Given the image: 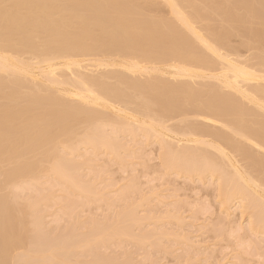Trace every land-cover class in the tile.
<instances>
[{"label": "rangeland", "instance_id": "374dc122", "mask_svg": "<svg viewBox=\"0 0 264 264\" xmlns=\"http://www.w3.org/2000/svg\"><path fill=\"white\" fill-rule=\"evenodd\" d=\"M85 1L47 0V6L50 7L49 11L51 10V13L48 12L50 15L46 13L49 15V17L51 16V19H49L47 16L45 17V20L47 18L49 19V22L47 21L48 23L46 27L47 32L41 29V27L37 24L38 22L29 26L25 24L11 26L8 23L5 25L2 19H0V38L4 42L9 43H19L24 39H28L35 47L37 46V48L45 41H49L56 37L61 38L64 36H79L81 37L82 41L85 42V45H89L90 47L94 46V44L101 46V44L105 42H110L111 39L113 42L111 41L110 44L114 45V40L116 42V40L122 41L124 39L121 44H124V41L125 44H131V42L136 41L138 42V45L141 43V46L146 50L138 45H135L136 42L134 45L132 43V45L138 46V48L140 47L141 51L147 53V51L151 50L153 44L152 42H149L150 40L148 41V39L145 38L146 34L144 30L147 28L146 32H148V30H152V33L155 32L153 29L154 26L152 29L148 28V26L150 27L148 22H150V24L153 23V25L156 24V26L159 25L161 27H158V31H160L159 33L157 31V33H154L155 35L152 34V36L147 37L150 38L157 36L158 40H156L157 38L155 39L157 42L162 38L161 43L162 45L164 44V47L161 45L163 47L162 48L159 47V44L158 46L155 44L154 46H156L157 50H162L167 48L165 46L170 45V43L166 45L169 41L166 39V36H163V38L162 35L165 34L167 26H172L169 24V20L173 21V25H176L178 18L176 19L175 16L176 20L174 21L172 19L174 17H171V15L173 14L174 16V13L173 11H169L168 6L170 5L166 4L169 3L167 0H134L135 2L132 3L134 4V7L131 8L132 5L130 4V6L128 5L127 8H130L131 10H126V12L128 10L130 11H128L129 14L127 15H130V17L133 19L132 21L130 20L131 22L129 25H131L134 20L137 22V19L141 20L142 23L140 22L139 25L134 24L130 27H128L129 25L125 27L123 24L124 28H127V30L129 29V33L125 32L124 35L123 32V35L119 34V36L117 35V32L120 33L123 28L121 31L116 32L118 28L112 24V22L114 23V21L117 19L114 17L120 13V11L118 13V11L115 10V6H113L115 4V0L107 1L108 4L105 3V0ZM87 1H89V3ZM118 1L116 0L117 3ZM121 1L118 4L116 3L119 7L124 5L123 7L125 8V5L130 3L128 0V3L125 2L126 4L122 1L124 4L122 3L121 6ZM164 1H166V3ZM184 1L185 0L182 2L184 3ZM186 1L187 2L185 3L188 5L179 3V6L180 4L181 7L188 6V8H185L188 11L183 10L184 8L180 9L185 13L188 12V14L189 12L192 14L193 9V12L196 11V14L192 15H196L198 19H195L194 23H200V26L198 23L195 24L197 27L199 26L200 29L201 27H206L209 29V32L211 31L212 33V31H214L216 34L218 33V35L220 31H222L221 33H224V36L226 35L224 37L223 34H221L218 36V38L220 41L221 38L222 41L226 40L223 42L224 45L221 44L223 45V48L225 46L226 48H224V50L221 49V51L223 50L224 54L226 53L225 51H229L232 54L229 55L227 53V55L230 56L229 59L231 58L233 61L236 60L239 62V64L242 63L244 65L257 66V69L255 68L256 70L261 69V72L258 71V73L260 75L264 74V61H262L261 58V50L264 49V0ZM6 2L11 5L14 4V0H6ZM91 2L92 5H90ZM38 3L40 2L38 1ZM44 4L45 8H47L46 3ZM89 5L91 8L94 7L95 10H97L96 16L98 18L94 16L96 17L97 21H94L93 23L91 22V25L85 22H80L79 24V21H81L80 19L83 18L85 14H87L85 11L87 12L88 9H90ZM117 5L116 7H118ZM67 6L68 8L69 6H72V9L75 7V12L73 10L72 12H74L76 15H72V18L75 19L74 17L77 16L76 20H72L71 22L67 18L65 20L69 22H63V20H59L60 17H64V15H61L62 13L70 10H67ZM123 7L122 9H124ZM190 8L193 9L191 10ZM8 11L13 10L12 8H9L7 12ZM122 11V14L125 13V10L123 12ZM0 12L4 13L6 11L0 9ZM92 12L90 14H92ZM170 12H172V14ZM198 13L202 15H199L202 17V22H199L200 17L198 16ZM65 14L69 16V12ZM117 21L116 23L119 25L123 20L120 21L117 19ZM125 21L127 22V20ZM145 21L148 24H145ZM164 22L168 25H164ZM122 23L120 24L121 26ZM180 25L181 24L179 23V26ZM165 26L166 29H164ZM174 27L175 26H172L171 28L174 29ZM162 28L164 30L161 31ZM206 28L204 29L206 30ZM140 29H144V32H141ZM181 29L184 30V28L180 27L178 31ZM165 39L167 42L163 41ZM156 48L154 47V50H156ZM198 48L200 47L198 46ZM150 52L153 51L151 50ZM23 57L25 59L29 58L28 55H24ZM210 59L211 61H215V59ZM88 70L90 71L92 69L89 68ZM214 72V74L218 73V71L216 72L215 70ZM0 73L1 76L5 74V72L4 74L3 72ZM95 73H90L89 75H94ZM97 74L98 73L95 75L97 76ZM5 76L6 74L3 77ZM19 76L22 78V80L24 79L21 75ZM5 78L2 79L4 84L7 82V78L10 79L9 72ZM17 80L19 79L17 78ZM22 80L21 82H23ZM109 81L111 84L113 80H106L107 83ZM36 82L38 84L42 82L40 86L36 84L38 89L42 88V91L46 87L49 88V91L45 90L47 91L46 95L48 94V96H50L52 94L51 97H53L54 95L52 91H54V93L57 92V95L54 96L55 99L63 98L59 97L63 96L64 94L60 95L57 89L49 87L48 85L45 87L46 83L44 85L42 80H38ZM211 82L212 81H210L209 84H212L211 86H213V83L215 82ZM27 83L28 82H26V84H20L19 82L18 84L25 88L24 85H28ZM18 84L12 86L13 88L9 87V84L8 88L0 87V124L4 126L7 131L20 133L21 131H25V134L28 132L29 134L25 135L23 133V136L20 138V140H22L20 145L23 144V146H26L27 148L29 145H24V143L27 142V140H24V138L28 139L29 136V139H31V136H34L32 133L36 131V126L38 122L40 123V121H42V118L43 120H50V124L47 123L48 127L47 124L45 127V123L43 124L41 122L44 125V129L47 128L44 131L49 134L42 133L41 137L42 141H46L48 139L51 140L52 138L53 141L51 142V145L50 142L47 144V142L50 140H48L46 143L43 142V144H45L41 145L43 148L42 151H40L41 148L40 150L38 149L40 147L39 144L42 143H39L36 147L38 141H35L36 143H33H35L34 145L38 150H32L34 148L31 146L29 150H32L33 152H29L28 150L23 151L26 149L24 147L22 153H20L21 149H18L20 145L17 147L16 145H18V143L14 142V144L16 143L15 146L17 147H14V149L16 148L20 152H15L16 150L14 152L9 150V155L6 153L3 154V152L1 153L0 198H4L5 201H3L1 198L0 205L2 203V205L5 207L1 206L0 210L7 208L3 209L2 213H5L4 211L7 210L6 213H10L7 215L11 216L13 219L7 217L6 214L5 217L13 220L12 222H15L14 224H16L14 225L11 223L15 227L13 228L10 222H7L9 219L5 220L12 226V229L10 230H14V233H12V235L14 234L13 236L9 234L10 230L7 231V226H5V229L3 228L5 232H8L5 234L9 237L11 236V238H8L7 236L9 241L5 239L6 235L4 237V240L10 243H8V249L7 247H4L5 249L3 248L4 252L5 250H8L6 251L7 258L5 259L7 264H264V230L261 229L264 227L263 225H260L262 226L260 227L258 224L256 228V224L251 222L252 220L255 221L254 215L256 217L258 216L255 212H252L254 211L252 208L255 205L253 202H260V198L257 200L254 197L257 198L258 196L254 195L253 197L251 192H243V190L239 192L240 195H238L239 193H234V196L236 194V196L238 195L239 197H232V187L229 189L227 187L228 183H223V181L227 179L225 175L228 176L229 174H232V170L230 167L226 168L224 161H222L223 165L221 166H225L224 168L222 167L224 169V172H222L223 177H225L223 178V181L221 180V182L219 177L221 176L220 178L222 179V173L220 171L223 169L219 170L221 174L216 171H210L211 174H209V171L208 173L206 171L205 173L202 172V174L201 171L199 173L193 171L194 168L197 169L195 166L192 170L195 173H191L188 168L192 167L190 165L194 163L192 162L193 160L188 161V164L186 160L181 159V162L180 159H174L176 162H181L179 166H182L184 161L185 168L188 165L186 170H188V172L190 171L189 174L185 172L186 170H182V167V169L177 167L178 162L176 163L177 165L175 164V166H172V163H174L172 159L170 163L172 165H167L170 159L169 157L167 160L168 162L164 161L166 159L163 157H166L168 154V149L166 147L170 149V147L175 146L176 148L174 150H179V147L182 145L181 147L183 148L184 144L178 143L176 139H173L172 137H163L164 139H162V136L158 137L159 134L158 136L156 134V136L160 138V140H158L157 137L153 135V133H149L150 131L148 132L147 130V136H142L143 132L144 134L146 133L144 131L145 129H142V127L140 128L143 130V132L140 131V128L139 131L134 129L135 134L133 136L130 129L133 130L136 125H134L133 122H131L133 123L131 124L129 120L128 121L131 124L128 125L127 128L129 131L126 130L125 134H120L118 133L120 130L117 132L118 124L121 128L126 127L127 123H124L126 120L123 119L125 121L122 125V119L120 120L121 122H118L117 118H114V116L106 112L107 114H105V116H111L112 120L111 118H109V120L112 121V124L118 122L117 124H114L117 125L115 126L116 128L112 124V126L108 124L110 125L109 128L114 127L112 129L116 130V133L120 134L119 137H115V135L112 133L113 130L108 128L106 120H104L106 123L104 121H100L101 123L104 122L106 124L105 126H107L105 127L102 125V127H105L102 128L100 122H95L97 121L96 119L95 121L91 119L87 120L84 117L85 114L82 115L83 113H78L79 115H71V112V114L69 113L70 115H65L66 101L64 102V107H62L63 109L61 108L63 111H59L60 114L63 113V115H60L59 113L57 115L56 113V116L53 114V111H49L50 106L43 107L41 106V104H43L41 102H39V106L35 105L39 99L33 96L32 93L37 94L39 90L36 92V88L34 87L35 92H30L32 95H29L28 93V90L34 91L32 86L35 84L31 83L32 86H29L30 88L27 86L29 88L27 91H25L26 88L25 90H21L22 88L20 89V85ZM260 84L258 85L259 87L262 86H260ZM41 85H43L45 88H43ZM216 85L217 84L215 83V86ZM16 86L18 88H16ZM119 88H124L125 90H121L125 92L124 95L127 94V96L129 95L130 98H140V100H142L141 103L143 104V102H145L144 106H147L148 108L151 107V109L153 105V108H155L154 102L151 101L152 98L153 100L157 98V100L160 102H165L172 107H177V111L175 112L176 114H173L172 116L173 119L167 122V124L170 122L168 125L173 128H181L183 126V120H188L186 121L188 124L187 126H196V124L193 122L197 123L198 126H202L204 124L201 122L202 120H196V117H194V119L191 118L193 117L192 113L194 111H188V109L191 108L193 110L194 108H192L188 102L184 100L182 102L183 97H176L171 93H167V91H161V89L153 90L154 88H149V90L146 89L147 91L145 90V93H143L144 91L139 93L137 91L135 92L136 94L132 92L136 90L132 89L129 91L130 89H127L126 86H121ZM42 91L40 90L42 94L40 93L39 95L45 96V92L43 91V94ZM221 91L224 90L221 89ZM225 93H227V91ZM9 94H11V98H7ZM58 94L60 96L56 98ZM138 94L142 96H139ZM30 96V99L27 98ZM33 97L37 100H34ZM206 97L203 99H206ZM207 98V100H209V97ZM137 99L135 103L132 99V104H135L134 106L138 104ZM143 99L145 101H143ZM27 100H33V104H28L30 108L27 107ZM242 102L244 105H248V107L246 105L247 109H254L253 106H251V104L249 105V103L246 101ZM147 103H150V106H148ZM61 104H58L59 107H57L60 108ZM34 105L37 107L33 108L32 106ZM57 107L55 106L54 108ZM51 108L52 106L50 109ZM68 110L69 109H67V112H70ZM184 110H187V113L192 112L190 113L192 116L190 117L189 114L188 117L190 118H188L187 114H185L186 111ZM261 111H258L259 114L256 112L258 116L254 113L256 115H254V117L255 119L257 117L258 121H260L259 116H261V119L264 123V116L262 117L264 111ZM248 113V115H252L250 112ZM52 114L55 115L57 117L56 119L59 120H53L55 119V116ZM245 114L247 115V113ZM246 115L243 117V121L249 125L251 124V117L253 116L249 117L247 115V117ZM51 116L54 118L52 119ZM255 119L253 118V120ZM34 121L35 124L32 126V122ZM205 124L202 126V128L208 129L210 126L212 129L209 128L208 131L217 132L218 129H216V127ZM132 125L134 127H132ZM185 125L183 127H185ZM97 127L100 128L97 131L101 130L103 132L100 135L104 134L102 135L103 138L101 137L102 140L100 139L102 142L99 140L100 144L104 143V146L103 144L102 146L98 145V140L96 141L94 138H92L95 137V132L92 133L93 128L97 129ZM217 128H219L220 133L224 131L219 126H217ZM38 131L40 130L38 129ZM106 131H109V133ZM122 131L123 130H121V133ZM226 131L227 130H225L223 134L227 133L229 136L231 133ZM40 132L38 133L40 134ZM87 132H89L88 135L92 138L91 141L93 142L94 139L97 144H94L95 142L92 144L91 141V144L90 142L89 144L83 142L85 141L84 138ZM137 132H141L142 134L140 133V135ZM67 133L69 135H66ZM110 133L117 139V141L114 137L112 138ZM150 134L153 138L150 136ZM43 135H45L44 139ZM88 135L87 137L90 138ZM230 138H232L235 142H239V138L234 137L232 134L230 135ZM161 139L164 140V142L168 139L169 141L167 142L172 143L173 141V143L171 145H167V143H164ZM204 139H206V141H210V137H206ZM17 141H19V139ZM86 141L88 142L89 140ZM111 141L114 143V145H116H110L113 144ZM161 141L165 146H167H163L164 148L160 147ZM162 142L161 144H163ZM243 143L244 142L241 144L243 145ZM45 145L49 146L46 148ZM186 145L187 144H185V146ZM244 145L245 147L247 145L249 152V148L251 151L254 150V152H257L252 154L256 156L258 155L259 157H264L263 153L258 152L257 150L255 151V149L250 147L247 143H244ZM189 146L193 147L192 145ZM200 147L201 150L203 149L204 153L201 151L199 153L196 152L199 154V156L202 153V157H205V155L209 153L207 156L212 158L206 156L207 160H213L215 156L217 159V153H213V150L205 146ZM200 147L198 148L200 149ZM162 149H164V151L166 150V152H161ZM228 151L226 152L229 154ZM169 152L171 153V150H169ZM162 153L163 157L161 155ZM231 153L229 155L232 156ZM212 155H214V157ZM235 155L237 154L235 153ZM235 155L233 153V157ZM167 156L170 155L168 154ZM171 156L174 157L172 154ZM206 157L202 159H206ZM234 158L239 159L238 163L241 161L239 164H241L243 161V163L240 165L242 168L239 166L241 169H243V167L250 168V166H248L250 164L249 161H247V159L243 156H235ZM196 159L201 161V158ZM217 160L219 161V164H222V162L220 163L219 157ZM198 161L196 160L197 163ZM245 161L247 162L245 163ZM20 162L22 164H27L25 166L19 165L20 170L14 172V169ZM196 162L194 164H196ZM201 162L203 163L205 160ZM198 166L200 167V165ZM253 171L256 173L257 169L255 168ZM226 172L231 173L228 174ZM216 173L220 174V176H218ZM229 176L232 177V175ZM231 177L230 179L232 180L233 177ZM229 183L231 182L229 181ZM237 185V188H239V184ZM225 191H228L227 194H229V196L227 194L224 195ZM244 193L245 196L243 197ZM261 194L259 197L264 199L263 194ZM248 196L249 199H247ZM227 197L230 198L227 199L228 201H226ZM245 198L247 201H252L254 198V201H252L254 205L251 204V206L253 205L252 208L245 207L246 204H249L250 206L251 203V201L250 203H246ZM263 199H261L260 203L263 202ZM3 202L5 203L3 204ZM260 206L258 209L256 208V210L259 211ZM262 208L260 213L263 214L264 210L262 211ZM262 214H259V216L261 215L262 218L260 219L264 221ZM5 217H3V219ZM258 221L256 220V222ZM250 223L254 227H252ZM0 227H2V225H0ZM3 235L4 233L2 236L0 233L1 237H3ZM4 240H0V243ZM1 246H5V243L3 242ZM6 246H8L7 243ZM4 252L3 255L0 253V256L2 255L4 257ZM3 257L1 258L2 260Z\"/></svg>", "mask_w": 264, "mask_h": 264}, {"label": "bare ground", "instance_id": "6f19581e", "mask_svg": "<svg viewBox=\"0 0 264 264\" xmlns=\"http://www.w3.org/2000/svg\"><path fill=\"white\" fill-rule=\"evenodd\" d=\"M38 1L40 3H38ZM46 1L45 0H14L13 7H11L13 11H8V12L6 11L4 13L0 12V19H2V21L4 22L5 25H7V23H8L11 26H18L20 24H25V25L29 26V25H32L33 23L38 22L37 24L41 27V29L47 32L46 27H47V23L49 22V19H51L50 18L51 16L49 17L51 10L49 11L50 7L47 6L48 4ZM81 1H85V0H81ZM107 1H109V0H105V3L108 4ZM112 1H114V0H112ZM120 1L121 0H119L118 3ZM122 1L124 3L125 2L128 3V1L130 2L128 4L125 3L126 9L123 7L124 5L122 6V3H123ZM122 1H121L120 5L124 9H122V7H119L117 5L118 3L116 2V0H115V4L117 3L116 5L118 7H116L115 4L113 5V6H115V10H117L118 13L120 11L119 15L115 14L118 17L116 16L114 18L115 19L117 18L120 21L123 20L122 22H124V23L121 22L122 26L120 25L121 23L119 24L120 26L117 25V23H116L117 19L116 20L114 19L115 20L114 23H116V24H114L112 22V24L115 25L116 28H118V30L115 29L116 32L121 31L122 28L124 29V30L122 29V31L120 33L117 32L118 36H119V34L123 35V32H124V35H125V32H128L129 29L127 30V28H124L123 24L126 27L129 25V23L133 19L130 17V15H127L130 12L129 10H131L130 8H127V6L128 5L130 6V4H131L132 5L131 8H133L134 4H132V3L137 1V0H135V1L134 0H128V1L122 0ZM182 1L183 0H181V2H180V0H177V1L167 0V2H169L170 4L166 3V1H164L166 4L170 5V6H168L169 8L167 7L169 9V11H173V13H174V16H173L172 12H170L172 14L171 17H174L172 19L175 21L178 18L176 21V23L178 25L177 24L173 25V21L169 20L170 21L169 24H171L172 26H175L174 27L175 30L171 28L172 26H167L168 24L164 22L165 23L164 25L167 24L166 25L167 30H165V34H163L162 37L163 36L167 37V38L166 37L165 38L168 39L169 42L167 44L165 43L166 45H168L170 43V45L165 46L167 48H164L162 50H157L156 46H158V44H159V47H162V46L164 47V44L162 45V43H161L162 38L158 42L156 41V40H158L157 36L147 38L148 36H152V34L155 35L154 33H157L158 27H160L159 25L156 26L155 23H154L155 25H153V23L150 24V22H148L150 25V27L148 26V28L152 29L154 26V28H153L155 30L154 33H152V30L151 31L148 30V32H146L147 28H145V30L140 29L141 32L145 31V34H146L145 38L148 39V41L150 40L149 41L150 43L152 42L153 49L151 47V50L153 52H150L151 50L147 51V53H145L144 51H141V48H143V47L141 46V43H139L140 45H138V42H136V41L131 42V44H125V41H124V44H121V42H123L124 39L122 41L116 40V42L114 40V43L115 44L118 43L119 45L118 44L117 45L110 44L111 41L113 42V40L111 39L110 42L108 41L109 44H108V42H105V43L101 44V46L100 45L97 46L96 44H94V46L90 47L89 45H85V42L82 41L81 37H79V36H75V37H72V36H66L65 37L64 36L61 38L56 37V38H53L49 41H45L37 48V46L35 47L32 44V42L28 39H24L23 41H21L19 43H9V42H4L0 38V72H3V74L5 72L6 76H7L8 72L10 74V79L7 78V82L5 84L2 81V79L6 77V76L3 77L5 74L3 76L0 75L1 78L3 77L2 79L0 78V87L8 88V86L10 85L9 87L13 88L12 86L17 85L19 82H20V84H22V83L26 84V82H28L27 83L28 85H24L26 90L24 87H22V85L18 84V85H20L19 88L20 89L22 88L21 90L27 91V89H29L32 86V84H35V85L37 84L40 86V84L42 82L38 84L36 81L42 80L44 82V85L46 83L45 87L48 85L49 87L57 89L59 91L60 95L64 94L61 97H59L60 95L58 94V96H56V98H58V97L59 98L63 97V98L62 99H55L54 96L57 95V92H55L56 93L55 94L54 91H52V90H50V91H52V93L54 95L53 97H51L52 94L50 92H49L51 94L50 96H48V94L46 95L47 91H49V88H47V87L45 88L43 85H41V86L43 88H45L43 90L45 92V94L42 91V88L41 89L37 88L38 87L37 85L36 86L33 85L32 88L34 90V87H35L36 92H37V90H39L38 91L39 93L38 92H37V94L32 93V92H35V90L34 91L28 90L29 91L28 93H29V95L32 93L33 96H35V97H37V99H39L37 101L38 103L35 101L37 103V104L35 103V105L39 106L40 105L39 102H41V103H43V104H41V106H43V107H45V106L51 107L52 106L51 109L49 107V111L50 112L53 111V114H55V115H56V113H57V115H58V113L60 114L59 111H63L62 107H64L63 105L66 103L67 109H69L68 111H70V112H67V109L65 106V111H66V114L64 111L65 115H67V114L70 115L71 112H72L71 115H76V114L79 115V114L83 113L82 115L85 114L84 117L87 120L91 119V120L95 121V119H96L97 121H95V122H100V121L106 120L107 123L105 121L104 122L107 125L108 124L111 125L112 121L109 120V118H111V116H109V117L105 116V114H107L106 112H108L110 115L114 116V118H117L118 122H121L120 120L122 119V125L124 123L125 124L127 123V124H126V127L122 126L125 129L121 128L120 125L118 124L117 132L120 130L118 132L120 134H125V131L127 130L128 125H131L134 123V125H136L137 127L135 126V128H133V130L130 129L132 131L131 134L133 136L135 134L134 129L139 131V128L142 127V129L143 128L145 129L144 131L146 133L144 134V132L141 128H140V131L143 132L144 135L141 132H139V133L137 132L138 134L141 133L142 136H145L150 131L149 133H153V135H155V136H156V134H157V136L159 134L158 137L162 136L161 137L162 139L172 137L173 139H176V141L178 143H181V144L183 143L184 146H183V148L181 147L182 145L180 146L181 148L178 146L179 150H174L176 148L175 146H172L169 149L166 146L171 145L173 143V141H172V143H170V142H167V141H169L168 139H167V141L165 140V142H164V140L161 139L164 143H167V145L165 146L164 143L161 141L163 144H161V142H160V147H162V148L166 147L168 149L167 153L170 156H171V154L174 155V157L171 156L172 157L171 158L170 156H167L168 154L166 153L167 154L166 155L167 158H166L165 156L163 157V153L161 154L162 157L166 159L164 161H167L170 158L169 162L167 161L168 162L167 165L171 166L173 164L172 166H175V164L178 161L176 162L174 159H176V160L180 159L181 162H182V160H186L187 163H188V161L193 160L192 162L195 163L196 160L197 161L199 160L196 158H201V161L205 160V162L202 163L199 160L198 161L199 164L197 162H196V164L192 163L190 165V166H192L191 168H188L187 167L188 165L186 164L187 165L186 168H188V170H190L191 173L193 171H195L197 173H199L200 171H201V173L202 172L205 173L207 171V173H208V171H209V174H211L210 171H214V172L216 171L218 173L224 172L223 168L225 166H221V165H223L222 161H224L226 164V168L230 167L232 170V174H229L231 172H229V173L226 172V173H228L229 175H232L233 178L229 175L227 176L224 174L227 179L223 181V178L225 177V176L223 177V173H222V179L220 178L221 173L220 174L216 173V174H218V176H220L219 177L220 181L222 180L224 184L228 183L227 187L229 189H231V187H232V189H233V191L231 192V193H233L232 197H235L236 194H238L240 191L243 190V192H246V191L251 192L253 194V197H254V195L258 196L257 198L256 197H254V198L257 200H258V198H260L259 201L261 202V199H263V198H261L259 196L261 193L264 196V189H263V187H264V157H259L258 155L256 156V155L252 154V153H257V152H254V150H252L253 151L252 152L250 148H249V150H250V152H249L247 149V145H246V147L244 145V143H247L250 147L254 148L255 151L257 150L258 152H261L264 154V123L261 119V116H259L260 121H258L257 117H256V119L254 117L256 112H257V114H259L258 111H261V110L264 111V90H263L264 89V86H263L264 85L263 84L264 79H262L261 78L262 75H260L258 73V71L261 72V69L258 68L259 70H256L257 66H253V65L249 66V65H244L242 63H240L241 64L240 65L239 62H237L236 60H235L236 61L235 62V61L231 60V58L229 59V57H230L229 55H232V54L229 51L228 52L225 51L226 53L224 54V51H223L224 48H226V46L223 48V45H224L223 42L226 41L225 40L226 38L223 39L225 41H222V38L220 36L222 42L218 38V36L221 34H223V36H224V33H221L222 31H220V33L218 35V33L216 34L214 31H212V33H211V31L209 32L208 31L209 29L206 27H201V29H200L199 28L200 23H198V22L194 23L195 19L198 20L197 16L192 15V14H196V11L193 12L194 9L192 8L193 9L192 14H191V12H189V14H188V12L187 13L183 12V10H185V11L187 10L185 8H188V6L184 5L185 7H183V6L181 7V4H186V5H188V4L185 3V2H187L186 0L184 1V3ZM87 2L89 3V1H87ZM92 2L90 3V5H92ZM44 3H46L47 8H45ZM154 3H156V2H154ZM154 3H151V4H154ZM179 3H181L180 6H179ZM112 4H113V2H112ZM90 5H89L90 9H88L89 12L85 11V13H87V14H85V15L83 14L84 17L80 19L81 21H79V19H78L79 24H80V22H82V23L85 22V23L90 24L91 22L93 23L94 21L95 22L97 21L96 20L97 10H95L94 7L91 8ZM152 6H154V5H152ZM189 7H190V4H189ZM180 8L181 9L184 8V9L181 10ZM121 9L123 11L125 10L124 11L125 13L122 14ZM127 9H129L128 10L129 12L127 11L128 13L126 12ZM67 10H69V11H66L65 13L69 12V16L65 13H62L61 15H64V17L62 16L63 19H62V17H60L59 20H61V21L63 20V22L64 21L65 22H69V21L71 22L72 20H76L77 16L74 17L75 19L72 18L74 15H76V14H74L75 7L72 9V6H69V8L67 6ZM72 10L74 12H72ZM117 11H116V13H117ZM48 12H50V13H48ZM91 12H92V14H90ZM197 12H199V11H197ZM46 13H48L49 15H47ZM199 15L200 14L198 13V16ZM46 16L49 18V19L47 18L48 20L47 19L45 20ZM94 16H96V17H94ZM175 16H176V19H175ZM200 16H202V15H200ZM87 17H89V18H87ZM66 18L69 21H66L65 20ZM201 18L202 17L199 18L200 19L199 22H202ZM125 20H127V22L128 21L129 22L127 23ZM45 21H46V23H45ZM112 21H113V18H112ZM133 22H132L133 24L131 23V25H129L128 27L133 26L134 24L139 25L141 20L137 19L138 23L136 22V20H134ZM178 22L181 24L180 26H179ZM126 23H127V25H126ZM144 23L148 24V23H146V21ZM196 23L199 24L198 27L195 25ZM166 26L164 27V29H166ZM177 26H179V27H177ZM180 27L184 28V30L181 29L180 31H178ZM204 28H206V30ZM164 29L162 28L161 31ZM46 32H44V33H46ZM150 32H151V34H150ZM159 32L160 31H158V33ZM147 33H148V35H147ZM170 33H171V35H170ZM172 34H173V36H172ZM189 34H190V36H189ZM187 36L190 38H188ZM166 39L163 41L167 42ZM148 41H146V42H148ZM135 42H136V44H135ZM132 43H133V45L134 44L138 45L141 48L140 47L138 48V46H133ZM104 44H105V46H104ZM155 44H156V46H154ZM221 44H223V45H221ZM198 46L200 48H198ZM154 47L156 48V50H154ZM178 49H180V50H178ZM221 49H223V50L221 51ZM144 50H146V49H144ZM203 51H204V53H203ZM227 53L229 55H227ZM24 55H28L29 58L25 59L23 57ZM210 58L215 59L216 62L214 60L211 61ZM89 68L92 70L89 71L88 70ZM214 70L216 72L218 71V73L214 74L215 73ZM93 71L98 73L97 76L95 75L96 73ZM211 71H212V73H211ZM88 72L95 73V74L89 75L90 73H88ZM104 73H106V74H104ZM19 75H21L24 79L22 80V78H20ZM17 78L19 80H17ZM21 80L23 82H21ZM106 80H113V81L111 84L109 81L108 82L109 84H108L106 82ZM206 81H209V82L212 81L211 83L215 82L217 84L216 85L217 87L215 86V83H213L214 85L211 86L212 84L210 85L209 82H206ZM29 83L30 84L32 83V84L30 85ZM207 83L210 86H208ZM259 84H260V86L261 85L262 86L259 87L258 86ZM27 86L28 87L30 86V87L28 88ZM121 86H124V87L126 86L127 89L128 88L130 89L129 91H131L132 89L136 90V91H132L134 93L137 91H138V93L142 92V91H144L143 93H145L146 89L149 90V88L150 89L154 88L153 90H155V89L160 90L161 89V91H167V93H171L176 97H183L182 102L184 100V101L188 102L192 108H194L193 110L191 108L188 109V111H190V110L192 112L194 111L193 112L194 114L192 112H190V113H192L193 117H191L192 115L190 113H187L188 112L187 110H184V111H186L185 114H187V117L190 114L191 118L194 119V117H196L195 118L196 120L200 119V121L202 120L201 121L202 123H204V124L206 123L205 125L209 124L211 126L216 127V129H218V130H217V132L216 131H208V129L209 128L212 129V127L209 126L208 129L202 128V126H204V124L202 125L200 123L202 126H198V124L195 122H193V123L196 124V126H190V125L187 126L188 124L186 123V121H188V120H186V121L183 120V123L181 121L183 126L186 124L185 127L182 126L183 128L182 127L181 128H176V127L173 128V127L168 125L170 122L168 124H167V122L170 121L171 119H173L172 116H173V114H176L175 112L177 111V107H172V106L166 104L165 102H160L155 97H154L155 99L153 100V98H152L151 101L154 102L156 110H155V108H153L154 105L152 106V109H151V107L148 108L147 106H144L145 102H143V104H142L141 103L142 100H140V98H138V97L137 98L139 100L136 98L138 101V104L136 106H134L135 104H132V103L133 102L135 103L136 99L130 98L129 95L127 96V94L124 95L125 92L123 90H121L124 88H119ZM262 87H263V89H262ZM16 88H18V87L16 86ZM221 89L224 91H221ZM40 90L43 92V94L45 96L39 95L41 93ZM45 90H47V91H45ZM226 91H227V93H225ZM60 92H62V93H60ZM140 94H142V93H140ZM140 94H138V95L142 96ZM64 96H65V98H64ZM206 96L209 97V100H207L208 98ZM205 97H206V99H203ZM7 98H11V94H9L7 96ZM27 98L30 99L31 96L27 97ZM37 99L34 98V100H37ZM132 99H133V102H132ZM68 100H70V101H68ZM29 101L30 100L26 101L28 108H30L29 105H31L33 100H31L30 102ZM143 101H145V100L143 99ZM242 101H246L247 103H249V105L251 104V106H253L255 111L252 108L247 109L248 105L246 104L247 105V107H246V105H244V103ZM150 103H147V105L150 106ZM58 104H61L62 106L60 105V108H58L59 107ZM35 105L32 107L36 108L37 106H35ZM55 106L56 107L58 106V107L54 108ZM99 108L102 110H100ZM59 109H61V110H59ZM246 110H247V112H246ZM54 111H55V113H54ZM103 111H105V112H103ZM184 111H183V113H184ZM248 112H250L252 114L251 116H253V117L248 115L249 114ZM245 113H247V115L249 117H251V119H252L251 124H249V125L243 121V117H245V115H246ZM55 115H53V116H55ZM60 115H63V113H61ZM53 116H51L52 119L54 118ZM56 116H55V119H53V120H59V119H56L57 118ZM101 116H103V117H101ZM263 116H264V114L262 115V117ZM59 117H61V116H59ZM106 117H108V118H106ZM190 117H188V118H190ZM188 118H186V119H188ZM253 118L255 120H253ZM123 119H125L126 121ZM175 119H177V118H175ZM35 120H37V119H35ZM44 120H45V122H44ZM44 120L42 118V121H40V123L38 122V124L41 127L37 124V126H36L37 134H36V131L32 133L35 137L30 135L32 137L31 138L32 141H31V139H29L30 138L29 136H28V139L24 138V140H27V142L30 143L29 144L25 141L26 143H24V145H26V144H27V146L29 145V147H27V148H26V146H23V144L20 145V143L22 142V140H20V138L23 136V133L25 134V131H21V133L20 132H14V131H7L5 129V127L0 124V157L2 155L1 154L2 152H3V154L6 153L7 155H9L10 154V153H8L9 150H11L13 152L16 150L15 152H18L19 151L18 149H21L20 150L21 152L20 151L19 152L22 153V150L24 147L26 149L23 151H26V150H28L29 152H31L32 150L35 151L37 149L36 147L39 143H42V144H39L40 147L38 146L39 147L38 149L40 150V148H41L40 151H42L43 148L41 147V145H44L48 140H50V139H48L46 141L45 140L42 141L41 135H42V133H46V131H44V130L47 129V128L44 129V125L46 127L47 123L50 124V120H48V121L46 119H44ZM111 120H112V118H111ZM128 120L130 121V123L131 122H133V123L130 124ZM196 120H193V121H196ZM41 122L43 124L44 123L45 124L43 125ZM108 122H110V123H108ZM118 122L113 123L112 125L115 127L117 125H114V124H117ZM184 122H185V124H184ZM103 123H101V127H102V125H104V126L106 125L105 123L104 124ZM34 124H35V121L32 122V126H34ZM110 125H108V128ZM99 126H100V124H99ZM217 126L221 127L224 131L227 130L226 132L229 131L232 135H234V137L239 138V142H235L232 139L233 136H232V138H230L231 134H229V136L227 135V133L223 134L224 131L222 133H220L219 128H217ZM47 127H48V124H47ZM105 127H107V126H105ZM105 127H102V128H105ZM114 127H112V128H114ZM132 127H134V126L132 125ZM95 128H93V132L91 130L92 133L95 132L94 133L95 137H92V138H94L96 141L98 140V142H97L98 145L102 146V144H103V146H104V143L100 144V142H102L101 137L103 138L102 135H104V134L100 135L103 132L101 130L97 131L100 128H98V127H97V129H95ZM112 128L110 127L109 129L113 130ZM136 128H138V129H136ZM38 129L41 132L38 131ZM121 130H123L124 132L122 131V133H121ZM109 131H106V132L109 133ZM127 131H129V130H127ZM38 132H40V134ZM114 132H115V134H114ZM88 133L89 132H87L85 134L86 135L84 138L85 141L82 140L86 144H89V142L92 139L91 136L88 135ZM112 133H113V135H115V137L116 136L119 137V135H120V134L116 133V130H113ZM26 134H29V133L26 132ZM30 134H31V132H30ZM46 134H48V133H46ZM128 134L130 135L129 132H128ZM45 135H43V139H44ZM48 135H46V136H48ZM66 135H69V134L67 133ZM87 135L90 138H88ZM110 135L112 136V138L114 137L111 133H110ZM96 136L98 139L96 138ZM150 136L152 137L151 134H150ZM158 137H157V139L160 140V138H158ZM206 137L207 138L210 137V141H206V139H204ZM33 138H34V140H33ZM18 139H19V141H17ZM94 139H93V142H95ZM86 140H89V141L87 142ZM99 140H100V142H99ZM240 140L242 142H244L243 143L244 146L241 144L242 142ZM35 141H38V143L36 144V147L34 145L36 143ZM52 141H53V138L50 141H48L47 144L50 142V145H51ZM116 141H117V139H116ZM116 141H114V142H116ZM237 141H238V139H237ZM14 142H17L18 145H16V143L14 144ZM33 142H35V143H33ZM43 142H45V143L43 144ZM91 142H90V144H91ZM93 142H92V144H93ZM97 143L95 142L94 144H97ZM111 143H113V142L111 141ZM185 144H187V145L185 146ZM15 145L17 147H19V145H20V147L18 149H16L17 147ZM110 145L115 146L116 144L114 145V143H113ZM189 145H192L193 147H190ZM31 146L34 149L29 150L31 148ZM45 146L47 148L49 145H45ZM197 146L198 147L205 146V147H208L211 150H213V153L214 152L217 153V156L220 159V163L222 162V164H219V161L217 160L218 157L216 159V156L214 157V155H212L214 157L213 160L212 159L207 160V157H209V156H207L209 154L208 152H207L208 154H206V155L204 154L205 157L207 156L206 159H202V158H205V157H202V155H203L202 153H204L203 149L201 150V147L199 149ZM14 147H16V148L14 149ZM166 150L164 151V149H162L161 152L165 153ZM169 150H171V153L169 152ZM200 151L202 153L199 156L198 153ZM226 151H228L229 154L232 152L231 153L232 156L229 155ZM172 152H174V153H172ZM196 152H198V153H196ZM233 153H234V155H235V153L237 154L235 156H239V157L243 156L244 158H246L247 161H249V163L251 164L250 165L248 163L249 164L248 166H250V168L249 167L248 168L243 167V169H241L242 167L240 165L243 163V161L241 164H239L241 161L238 163L239 159L234 158L235 156L233 157ZM209 158H212V157H209ZM171 159L174 162L172 164H170ZM241 160H242V158H241ZM247 161H245V163ZM181 162H178V165L177 164L176 165H177V167H179V169L183 168L182 170L185 171L186 168L184 165V161L182 163V166L181 165L179 166V164ZM26 164H24V163L22 164L20 162L17 165L18 167L16 166V168H18V169L15 168L16 170L14 169V172L20 170L19 165L25 166ZM198 165H200V167ZM243 165H245V164H243ZM195 166L197 167V169L194 168V170H193V167H195ZM198 167H199V170H198ZM226 168H225V170H226ZM253 168L257 169L256 173H254ZM21 169H23V168H21ZM221 169H223V170L219 172V170H221ZM250 169H253V170H250ZM188 170H186L185 172L190 174V171L188 172ZM228 170H230V169H228ZM195 172H193V173H195ZM230 177L232 178L233 181L230 179ZM229 181L231 183H229ZM237 184H239V188H237L238 187ZM235 185H237V186H235ZM227 187H226V190H227ZM229 189H228V191H229ZM228 191H225L224 195L227 194ZM259 192H260V194H259ZM234 193H236L235 196H234ZM227 195L229 196V194H227ZM238 195H240V193ZM238 195L236 197H239ZM244 196H245V193H244L243 197ZM246 196H247V194H246ZM228 198L229 197L226 198V201H228L227 200ZM254 198L252 201H254ZM236 199H238V198H236ZM247 199H249V196ZM247 199L245 198L246 203L247 202L250 203L251 200L247 201ZM2 200L5 201L4 198H2ZM252 201L250 203V206H249V204H246L244 202L246 204L245 207L252 208V206L254 205L253 203H255V205H256V206L254 205L255 208L254 207L252 208V209H254V211H252V212H255L256 215H258V216L256 217L254 215L255 221L252 220L254 218L252 216L253 218L251 219L252 220L251 222L256 224L255 225L256 228H257L258 224H259V226L263 225V227H264V221L262 219H260V218H262L261 215L259 216V214H262V213H260L262 206H263L262 211L264 210V205H263L264 199H263L262 203H260L258 201L257 202L254 201L252 203ZM4 203L5 202H3V204ZM258 203H259V206L262 204L259 208L260 209L259 211L256 210V208L258 209V207H259ZM251 204H253V205L251 206ZM1 206H4V205H2V203H1L0 209H1ZM6 207H8V206H6ZM3 209H7V208H3ZM3 209L0 210L1 211L0 213L3 212ZM8 211H9V209H8ZM4 212L5 213L0 214L1 215L0 216V220H1L0 225H2V227H0V228L5 229V226H7L8 229H7V227H6V229L8 231V230L12 229L11 228L12 226H13V228H15L14 225H16V224H14L15 222L14 223L12 222L13 220H10L13 218H11V216L7 215L10 213H6L7 210ZM5 214L10 219L6 218ZM263 214H262V216L264 217ZM2 215H3V217H5L4 219H3ZM2 219L4 220V222ZM7 219H9V220H7ZM5 220H7V222L9 221L10 224L12 223L14 225L11 224L12 225L11 226L10 224H8L9 222L7 223ZM256 220L257 221L259 220V221L256 222ZM5 223H7V224H5ZM9 225H10V227H9ZM250 225H251V223H250ZM252 227H254V226H252ZM260 227H262V226H260ZM2 229H0V233H1V236L3 233H4V235H3V237L0 236L1 237L0 240H2V239L4 240V237L6 235L5 233L7 232V231L5 232L4 229L2 232ZM261 229L264 230V228H261ZM11 231L12 230L9 231V234H11V236H13L14 234L12 235V233H14V230L12 232ZM7 236L8 235H6L5 239L9 241L8 238H11V236L10 237L8 236V238H7ZM6 240L1 241V243H0V253L2 255H3L4 249H5L4 247H7V249L9 248L10 243L7 241L8 246H6V243H5ZM3 242L5 243V246H1ZM1 247H2V249L3 248L4 249L2 250ZM1 251H3V252H1ZM6 251H8V250H5L4 257L1 255L3 257V260H5L7 258ZM1 258H0V260H2Z\"/></svg>", "mask_w": 264, "mask_h": 264}, {"label": "snow or ice", "instance_id": "6c2138e0", "mask_svg": "<svg viewBox=\"0 0 264 264\" xmlns=\"http://www.w3.org/2000/svg\"><path fill=\"white\" fill-rule=\"evenodd\" d=\"M11 7H13V5L7 3L6 0H0V9L7 11ZM261 58H262V61H264V49L261 50ZM261 78L264 79V74H262ZM5 243H7V241H5ZM0 264H7V261L0 260Z\"/></svg>", "mask_w": 264, "mask_h": 264}]
</instances>
